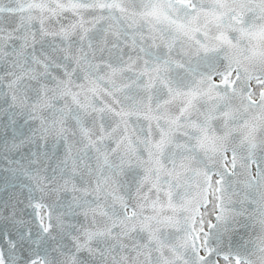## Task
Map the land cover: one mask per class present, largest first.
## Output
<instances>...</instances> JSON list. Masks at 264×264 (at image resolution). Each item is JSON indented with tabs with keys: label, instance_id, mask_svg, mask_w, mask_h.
Masks as SVG:
<instances>
[{
	"label": "snow or ice",
	"instance_id": "6c2138e0",
	"mask_svg": "<svg viewBox=\"0 0 264 264\" xmlns=\"http://www.w3.org/2000/svg\"><path fill=\"white\" fill-rule=\"evenodd\" d=\"M0 264H264V0H0Z\"/></svg>",
	"mask_w": 264,
	"mask_h": 264
}]
</instances>
